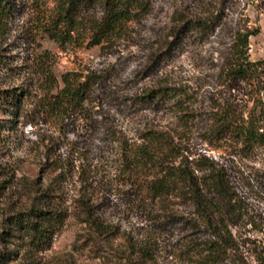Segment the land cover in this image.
<instances>
[{
	"label": "rangeland",
	"instance_id": "374dc122",
	"mask_svg": "<svg viewBox=\"0 0 264 264\" xmlns=\"http://www.w3.org/2000/svg\"><path fill=\"white\" fill-rule=\"evenodd\" d=\"M10 2L13 12L0 42L1 90L33 89L28 66L43 53L59 87L67 72L93 74L96 80L83 111L61 124L45 118L33 102L24 103L17 118L0 110V264H202L196 255L209 235L195 206L168 198L141 208L120 173V141L139 143L148 126L169 130L188 161L207 158L223 174L226 198L208 196L221 211L233 245L215 264H259L264 258V147L248 152L228 138L208 139L206 132L220 106H231L246 120L256 101H264L263 78L233 83L222 74L236 30H259L249 40L248 58L264 61V0H150L147 13L128 24L125 36L93 47L87 41L83 46L56 43L37 30L56 12V0ZM79 2L80 15H102L101 0ZM207 3L211 12L220 8L222 13L213 32L199 36L179 29L183 18ZM159 87L175 95L140 101ZM186 108L189 118L183 115ZM85 197L90 215L112 233L99 235L83 221L78 207ZM46 206L66 218L47 243L33 247L25 223H15L12 216ZM126 238L147 250L151 260L127 258Z\"/></svg>",
	"mask_w": 264,
	"mask_h": 264
},
{
	"label": "trees",
	"instance_id": "16d2710c",
	"mask_svg": "<svg viewBox=\"0 0 264 264\" xmlns=\"http://www.w3.org/2000/svg\"><path fill=\"white\" fill-rule=\"evenodd\" d=\"M79 1L56 0V12L47 19L43 18L37 30L56 43L72 42L83 46L87 41V47L99 46L125 36L128 24L141 18L150 8V0H101L103 13L95 18L80 15ZM262 5L264 10V3ZM201 9L200 12L183 18L179 29H185L186 33L195 31L199 36L213 32L221 22V9L215 11L214 8L211 12L209 3L204 4ZM12 12L10 0H0V42L4 37L6 19ZM174 33L178 34L177 31ZM258 33L257 28H244L234 32L222 70L225 79L233 83L250 80L258 83L261 78L264 79V61L251 62L248 58L249 40ZM28 68L27 72L34 75L33 89L29 88L32 86L0 89V110L6 115L17 118L19 110L27 102H33L37 111L54 124H61L65 118L83 111L95 84V75L83 76L77 72H67L60 76L59 87L48 63L47 53L33 58ZM33 81L31 85L34 84ZM262 89L264 90V86ZM174 95V90L159 87L149 89L139 99L146 102L154 98L169 99ZM183 111L184 117L186 115L189 118L191 111L187 108ZM206 133V137L214 141L228 138L241 143L248 152L255 147H264V101H256L246 120L231 106H220L219 111L213 114V123ZM116 134L120 141L118 133ZM139 139V143L133 144L126 140L120 141V173L130 182L138 206L145 209L147 202L164 201L168 198L191 202L209 235L208 240L202 244L201 254L196 256L202 264L221 263L232 249L233 240L221 211L213 208V198L208 196L215 194L222 199L226 198L227 191L221 170L207 158H202L195 164L188 161L171 132L159 126L143 128ZM88 200L89 197L79 200L78 208L84 217L83 221L99 235H109L114 230H107V227L90 215ZM12 217L17 224L25 223L28 242L33 247H41L47 243L51 235L63 226L66 218L62 211L50 206L32 208ZM125 252L127 258L137 255L139 259L151 260L147 250L134 247L128 242ZM259 264H264V258Z\"/></svg>",
	"mask_w": 264,
	"mask_h": 264
}]
</instances>
